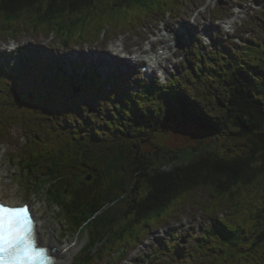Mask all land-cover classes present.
<instances>
[{"label": "trees", "instance_id": "1", "mask_svg": "<svg viewBox=\"0 0 264 264\" xmlns=\"http://www.w3.org/2000/svg\"><path fill=\"white\" fill-rule=\"evenodd\" d=\"M96 1L0 0V17L11 23L20 22L25 17L34 18L37 20L36 26L54 23L62 34L76 36L66 28L67 18L77 19L76 25H80L83 19L90 23L96 21L94 25L99 29L104 19L88 20L91 19L89 15L85 16V11L95 9ZM106 1L111 2L116 13L117 9L119 12L124 8L142 7L150 9L145 15L148 16L152 11V16H160V9L152 10L147 3L157 1L155 5L161 8L167 5L179 7L182 0ZM144 10L135 13L140 14ZM63 19L66 20L62 23ZM7 29L13 30L12 25ZM199 72L201 75L197 74L196 80L212 96L215 103L213 107L218 106L221 113L214 112L207 104L201 105V108L199 101L186 94L188 88L182 82H175L168 87L155 86L147 89L146 96L139 95L135 99L136 105L143 107L154 104L159 107L151 109L152 116L149 118L143 112L138 113L128 103V109L124 106L116 116L121 130L116 128L109 136L104 131L100 133L94 130V135L88 138L76 130L58 147L40 140L39 144L34 145L37 159L27 154L29 158L25 159L29 167L43 171L40 182L34 186V189L37 185L41 188L34 191H47V200L62 208V216L70 221L71 228L89 237L81 251L84 255L82 261H85L82 264L103 259L109 248L113 250L117 243L124 245L125 239L135 240L133 231L140 234V228L137 227L145 223V230L151 228V225L163 219V210L173 207L178 209L179 203L191 198L199 189L209 190L212 198L222 204H232L237 201L241 187L262 181L264 100L256 97V93L262 97L264 93L262 90L252 91L248 82L250 78L255 88L264 83V39L259 43L249 42L244 53L233 54L221 68L204 66ZM207 77L211 78L209 83L205 81ZM222 78L226 83L222 85L225 89L220 92L223 99L215 96L211 90L222 82ZM213 81L217 83L211 86ZM179 122L207 130V135L216 139L237 133L241 137L252 135L251 138L263 142L250 140L255 146L254 153L247 157L219 155L216 147L208 148L203 145V141L190 146L193 148L173 149L160 144L156 139L157 133L168 131L170 125H180ZM136 127H142L138 133L134 131ZM160 158L166 159V162ZM175 162L173 167L166 166ZM165 166L169 169H165ZM256 218V231L263 229V233H251V238L243 234L242 226L234 232L223 227L227 237L223 236V229L216 227L226 247L216 250H221V254L212 264L233 261L240 247L245 252L262 247L264 215L258 214ZM121 254H125V249L121 250Z\"/></svg>", "mask_w": 264, "mask_h": 264}, {"label": "rangeland", "instance_id": "2", "mask_svg": "<svg viewBox=\"0 0 264 264\" xmlns=\"http://www.w3.org/2000/svg\"><path fill=\"white\" fill-rule=\"evenodd\" d=\"M156 3L158 2L153 1L147 4H150V8H153L152 10L156 11L160 9L158 11L159 15H162L164 11L169 10L164 23H159L158 21L148 19L147 17L145 18L144 15L148 13V10H150L149 8L131 7L127 9L124 8L119 12L117 9L116 13V10L114 12V9L112 8L111 2L97 0L95 9L90 12L85 11V16L89 15L91 19L88 20L104 19L101 24H99V29L94 25L96 21L90 23L89 21L85 22L83 19L80 25H76L77 19L72 17L67 18L66 28L77 36H72L69 39L66 38V40L74 41L69 45L64 44V35L52 33V31L58 29L57 26L52 27V25L49 24L44 27L45 24H43L41 25L42 29H40L36 27L37 20L34 18L27 19V17H25V19H21L20 22L11 23L8 19L6 20L4 17H0V46H10V44H13L15 46H20L18 50L21 51L22 49L31 46L26 43L27 40H37L38 43H44L46 41L49 44V48H52L51 57L53 58L62 57V54H68L71 52V49H77V47L78 50H86L90 48L92 54L89 56L87 55V57L91 58L98 55L103 56L109 54L108 48L111 44H121V42H123L125 46L130 49V53L138 54L139 46L144 45V47H146L148 44L147 40L149 41L152 36L159 35V33L164 30L165 24L166 27L172 31L176 22H178L177 24H181L188 29V35H194V37L198 36L197 29L202 26H196L195 22L192 21L193 17L199 19L204 26L210 25L211 19L218 20L219 18L225 19L229 17L225 26H228V29L232 30L234 37L238 40L241 38L245 40L251 39L252 42L259 43L264 39V0H182L179 7L167 5L164 8L155 5ZM98 9H100L99 12ZM142 9L146 10L140 14L135 13ZM151 14L152 11L149 15ZM203 17H205V19ZM65 20L66 19H63L61 22L63 23ZM134 22H136V24L133 25H139V28H132V23ZM232 22H234V24ZM10 24L12 25L13 30L7 31ZM212 24L217 26L218 23ZM215 26H213L214 28L206 27V29L212 30L213 35L216 37L220 36L221 38L223 34L221 29ZM91 29L93 30L90 32ZM95 31L100 33L96 34ZM88 34H90L89 37L83 38ZM101 34H103V36L99 39L98 37H100ZM52 39L53 41H51ZM195 39L197 40V38ZM245 44L248 45V42ZM240 45H242V43ZM67 46H69L67 50L63 49V47ZM191 46L195 47L194 43H192ZM56 50H58L59 53H57ZM38 52L39 59L47 57L46 50H39ZM84 55L85 54H82L83 57ZM102 56H100V59L104 60ZM184 61V55H181V58L173 60V62H177L178 65L176 66L173 64L170 66V75L182 79L181 81L188 84V87H190L189 91L191 92L190 96L196 101H199L200 106H205V104H207L211 109L213 108L212 110L214 112L221 113L220 110H218V106L213 107L215 105L214 100H212V96L208 94L203 85L201 86L197 81L193 80V76L191 78L182 76L184 72L186 75V65ZM14 67L16 66L13 65L8 68L11 74L9 78L6 77L5 82L0 78V106L2 105L0 108H4L0 110V123L4 125L0 128V154L3 157V164L1 166L7 167L6 185H8V188H6V192L14 191V198L21 203L30 202L34 212L40 214L43 217L44 223L48 224V235L50 233H55L56 240L60 241L62 245L72 243L71 257L73 259H69L68 263L77 264L81 257H83L80 255L82 244H85L89 237L86 233L78 234L76 230L71 228L69 225L70 221H67L66 218L62 216V208L60 209L58 206L49 205L47 203V191L36 194V192L33 191V185L35 186L36 183H25L23 181L24 178L21 175V169L18 164L21 155H24L22 161H25V158H29L27 157V154L30 155L31 152L25 151L29 150L31 145L36 146V143L39 144L40 140L44 141L45 144H53L54 146H60L62 140L63 143H65V141H67L72 135V129L69 126V122L71 121L75 124L74 116L76 115L77 118V115L82 111V108L76 106L74 108V105L68 102L70 101V91L72 90V87L71 85H65L61 90L64 96L63 103H60L58 99L53 98V100L49 90H44L40 106H31L30 110H25L23 108L25 107L24 105H18L22 103L24 96L30 95L31 97L33 95H39L41 92H35L36 86L34 83L29 85L34 75L33 71L37 69V64L35 61L26 62L23 67V70H27L26 73H24L23 70L16 71L13 69ZM135 70H137V68ZM81 72H84V70ZM105 72L108 74L107 71ZM114 76H118V74L115 73ZM158 77L161 78L162 76L158 75ZM103 79H106V77ZM210 79V77H207L206 82L209 83ZM33 81H36L35 78ZM67 81L69 82V78ZM137 81L145 84L144 77L142 76L139 77L135 74L125 76L122 83L127 86L125 91L129 92L132 86H136L135 82ZM162 81H165L164 77H162ZM190 81H193L194 83L192 82V84ZM72 82L73 80L70 83ZM77 82H79V80L75 81V83ZM212 83L211 86L215 85L217 81H213ZM224 84L226 83L222 78L221 83L216 87L211 88L214 95L222 99L224 96H222L220 92L222 89H225V86H222ZM248 84L252 91H255L254 89L262 90V93H264V83L258 84L255 88L254 82L249 78ZM85 91L88 92V89H85ZM96 92L97 90H91L93 102L88 97L79 101L82 106L89 108V111L85 114L93 113L91 115H99L97 112L105 114L109 113L110 110L113 112L110 103H103V105H100V103L97 104ZM17 94L21 96H17ZM81 94L83 93L80 92L76 95L80 96ZM256 97L264 100V97L259 93H256ZM54 101L56 102L55 108H51L50 111H48V108L51 107L50 105ZM5 112L7 114H5ZM22 115H25V117L22 118ZM93 119L94 118L86 117L84 115L82 120H76L77 125L82 129L81 133L83 135L86 134L87 137L91 133L85 132L83 124L97 127L98 123L103 121L100 117ZM179 124L180 125L175 124L174 127H171L168 131L157 133V141L163 146L173 149L189 148L192 145L194 146L195 143L203 141V145H206L208 148H211V146L216 147V151H218L217 153L219 155H239L243 157L251 156V154L254 153L255 146L250 140L263 142L259 139H253L254 137L251 138L252 135L241 137L240 135H237V133H233L234 135L231 137L227 134L223 138L219 137L220 139H216L215 137L208 136L205 132L207 130L204 131L182 122H179ZM138 129L140 128L138 127ZM261 132L264 133V130ZM48 133H50V136L47 135ZM29 135L35 136V139L31 141L30 138L32 136ZM206 147H203V149H207ZM160 160L166 162V159L160 158ZM174 165H176V162L167 164L166 166L173 167ZM166 166L165 169H169ZM38 180L40 179L38 178ZM37 186L38 187L35 190L41 188V186ZM164 211L165 210L161 212L164 216L161 215L163 219L159 220V224L156 227L151 228L150 231L147 230L144 235H141V238L139 236L140 234L133 231L136 238H138L134 244L126 243L127 239H125L124 246L126 245L125 248H127V253L124 255L127 257L124 260L120 261V259H111L109 261L99 262L98 264H195L196 261H198L197 264H204L202 260L207 259H202L201 255L204 256L205 253H211L210 244H207L203 249V246H200L201 244L196 246V242L204 233V230H202L203 223H201V221H204L206 222L204 224H207L209 217L224 219L230 227H235L237 224L241 223L246 235L249 236L251 233H257L260 235L263 233V229L260 231L257 229L258 231H256L257 226L254 224L257 223L256 216L258 214L264 215V177L259 183L256 182L251 186L241 187L237 201L232 204H222L220 201L214 200L210 191L202 188L194 192L193 196L188 200L179 203V208L177 210L173 207L165 212ZM194 221L199 222V224H194ZM144 225L142 227H137L136 229L140 228L139 230H141V233H144ZM91 226H94V224ZM125 227H127V224ZM208 227H210L209 224ZM53 229L56 231L54 232ZM236 229H238V227H236ZM61 232H63L62 235ZM159 236L162 238H159ZM215 240H217V242L224 241L220 235H216ZM150 242L154 243L153 247H148ZM121 245L122 244H118L117 247ZM261 245V248L251 250L250 252H245V250L243 251L240 247L239 252L233 259L234 263L226 264H264V242ZM183 249L186 252H182ZM180 253L187 255L186 258L180 257ZM215 253L216 252H214V254ZM220 254V252H217L214 258ZM94 261H96V259L92 262Z\"/></svg>", "mask_w": 264, "mask_h": 264}, {"label": "snow or ice", "instance_id": "3", "mask_svg": "<svg viewBox=\"0 0 264 264\" xmlns=\"http://www.w3.org/2000/svg\"><path fill=\"white\" fill-rule=\"evenodd\" d=\"M28 207L0 202V264H39L51 261L47 250L36 246Z\"/></svg>", "mask_w": 264, "mask_h": 264}, {"label": "bare ground", "instance_id": "4", "mask_svg": "<svg viewBox=\"0 0 264 264\" xmlns=\"http://www.w3.org/2000/svg\"><path fill=\"white\" fill-rule=\"evenodd\" d=\"M234 24V23H233ZM32 43V42H30ZM39 45H41L40 43H38ZM123 44V43H122ZM118 47H122V45H116ZM0 50H3V47L0 48ZM120 51V50H118ZM140 54V53H139ZM173 55H170V59L173 60ZM68 57V56H66ZM178 64V63H176ZM3 164V160H2V156L0 155V173H1V180H0V196L1 198L5 199L3 200V202L6 205H10V206H23L25 204H21V202L19 200H17L16 198H14V191H10V192H6V188H8V185H5V179L7 180V167H2L1 165ZM8 200V201H6ZM36 215V222L38 224V229H39V234H40V239H41V246L44 247H48L51 250V253L53 254V256L56 258V264H69L68 260L71 259V251H72V243L69 244H63L56 240V236L54 235V233H50V235L47 234V230H48V224L44 223L43 221V217L40 214H37V212H35ZM54 232L56 231L55 229H53ZM48 235V236H47ZM80 255L84 256L82 253H80ZM73 259V258H72Z\"/></svg>", "mask_w": 264, "mask_h": 264}]
</instances>
